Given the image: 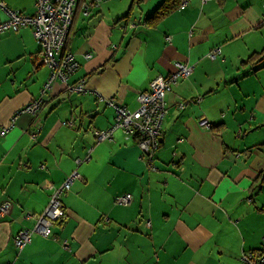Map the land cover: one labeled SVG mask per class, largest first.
Masks as SVG:
<instances>
[{
    "label": "crops",
    "instance_id": "0c3cea01",
    "mask_svg": "<svg viewBox=\"0 0 264 264\" xmlns=\"http://www.w3.org/2000/svg\"><path fill=\"white\" fill-rule=\"evenodd\" d=\"M82 1L66 44L78 62L68 83L84 80L88 90L56 82L35 113L25 108L48 77L41 46L30 26L0 33V206L10 204L0 264H244L240 253L264 237V0H187L155 23L147 17L162 0H101L87 10ZM0 2L35 11L34 0ZM176 60L193 69L166 92L156 169L119 129L96 142L93 130L109 127L114 111L95 92L134 109ZM73 169L81 177L61 198L62 223L18 252L14 236ZM127 192L129 204L115 203Z\"/></svg>",
    "mask_w": 264,
    "mask_h": 264
},
{
    "label": "built area",
    "instance_id": "2783aa9c",
    "mask_svg": "<svg viewBox=\"0 0 264 264\" xmlns=\"http://www.w3.org/2000/svg\"><path fill=\"white\" fill-rule=\"evenodd\" d=\"M206 1L208 0H201V3ZM100 2L101 0H83L81 4L87 10L89 7L99 6ZM186 3L187 0H181L178 7L183 8ZM77 4L78 0H34V13L24 14L0 2V7L6 14V18L0 20V33L8 30L17 31L22 26H30L34 39L41 46V62L49 69L48 77L41 89L40 99L33 100L25 108L31 113H35L41 107V98L52 89L56 82L62 83L68 92L88 90L84 86V80L68 83L69 77L78 68L74 54L66 49ZM220 51V47L215 46L206 53V56L215 59ZM85 56L89 57L90 53ZM192 69L191 64L174 61L172 71L166 76H155L149 83V89L137 94L138 105L134 109L117 102L114 97L102 96L95 92L96 97L114 111L113 121L109 127L93 130L95 141L111 139L113 132L119 129L125 135L135 137L146 167L149 170H155L153 158L159 146L161 126L166 113V92L177 79L188 77ZM186 103L185 100L178 102V107H183ZM200 124L204 127L210 125L206 118H201ZM89 157L88 151L83 158H76V164L88 160ZM80 177L77 169H73L59 185L50 186L49 200L42 212L35 217L33 226L20 229L13 238L18 252L30 242L33 233L48 236L52 233L54 225L62 223L64 210L61 198L73 181ZM131 199L132 195L127 192L117 195L114 201L120 205H127ZM9 207V202H4L0 206V215L7 214ZM25 217L30 218L31 214L27 213ZM144 223L150 225L149 219H145ZM61 246L68 249L67 240L63 239ZM239 259L244 264H264V237L261 239V247L258 250L242 251ZM6 264H14V262Z\"/></svg>",
    "mask_w": 264,
    "mask_h": 264
},
{
    "label": "trees",
    "instance_id": "16d2710c",
    "mask_svg": "<svg viewBox=\"0 0 264 264\" xmlns=\"http://www.w3.org/2000/svg\"><path fill=\"white\" fill-rule=\"evenodd\" d=\"M137 2L139 0H133ZM181 0H162V2L155 8V10L147 17V21L150 23H155L164 15L178 8V5ZM260 146L264 147V142L260 144ZM260 182H264V174H260L259 176Z\"/></svg>",
    "mask_w": 264,
    "mask_h": 264
}]
</instances>
